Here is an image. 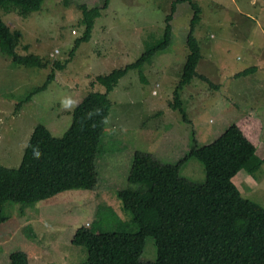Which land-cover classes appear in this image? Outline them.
I'll list each match as a JSON object with an SVG mask.
<instances>
[{"label": "rangeland", "instance_id": "rangeland-1", "mask_svg": "<svg viewBox=\"0 0 264 264\" xmlns=\"http://www.w3.org/2000/svg\"><path fill=\"white\" fill-rule=\"evenodd\" d=\"M173 1L109 0L105 7L106 0H45L40 11L28 15L14 5H5L0 18L11 30L22 32L16 51L22 56L39 55L48 67L17 66L11 56L0 51V165L20 166L39 124L47 126L53 136L62 137L72 123L76 105L90 92L106 91L96 81L98 75L136 62L164 38ZM195 1L202 9L195 32L202 52L197 72L210 82L195 77L181 92L186 119L174 102L189 54L187 37L193 10L188 3H181L173 16L169 45L157 51L151 61L130 70L109 94L112 107L98 157V187L93 192L61 193L37 204L6 203L8 220L0 224V264H11L10 255L16 251L27 252L30 264H88L87 248L72 243L80 226L97 232L138 230L117 196V191L129 186L136 151L150 153L163 163H178L190 152L193 131L204 145L243 116L252 112L261 115L264 0ZM83 4L100 8L101 16L95 19L92 39L71 57L75 41L86 27ZM56 62L65 68L60 70ZM248 69L252 70L240 75ZM53 71L55 78L49 88L17 108ZM65 101H70V106L64 107ZM206 134L209 136L203 137ZM257 139V155L263 159L264 127ZM181 175L203 183L206 170L193 157L183 164ZM233 182L245 198L264 208V162L257 173L244 169ZM143 258H157L152 237L146 239Z\"/></svg>", "mask_w": 264, "mask_h": 264}, {"label": "trees", "instance_id": "trees-1", "mask_svg": "<svg viewBox=\"0 0 264 264\" xmlns=\"http://www.w3.org/2000/svg\"><path fill=\"white\" fill-rule=\"evenodd\" d=\"M44 3L45 0H0V10L5 5H14L23 15H28L40 11ZM181 3H188L193 10L187 37L189 54L174 102L186 119L181 92L195 77L210 80L197 72L202 52L195 32L202 20L201 6L195 0H175L165 20L164 38L136 62L107 75H98L96 81L106 91L90 92L76 105L72 123L62 137L53 136L47 126L39 124L24 150L20 166L0 165V224L8 220L4 211L8 202L37 204L61 193L93 192L98 187L97 161L112 107L109 94L130 70L151 61L157 51L169 45L174 33L173 16ZM108 4L106 0L105 7ZM80 7L86 27L83 36L75 41L71 57L82 43L92 39L95 19L102 11L84 4ZM21 38L20 30H11L0 18V51L11 56L17 66L48 67V62L39 55L22 56L16 51ZM55 65L60 70L65 68L60 62ZM54 78L55 71L41 86L31 89L17 108L21 109L36 94L47 90ZM263 127L260 116L252 112L219 132L208 144L200 145L199 134L193 131L190 152L178 163H163L150 153L136 151L128 176L129 186L117 191V196L138 230L97 232L82 225L72 243L87 248L88 264H264V208L245 198L233 182L244 169L250 174L261 169L264 160L257 155V136ZM34 150L39 151V158L34 156ZM193 157L205 167L203 183H194L181 175V167ZM148 237L155 241V261L143 260ZM10 260L11 264H30L28 253L23 251L12 253Z\"/></svg>", "mask_w": 264, "mask_h": 264}, {"label": "clouds", "instance_id": "clouds-1", "mask_svg": "<svg viewBox=\"0 0 264 264\" xmlns=\"http://www.w3.org/2000/svg\"><path fill=\"white\" fill-rule=\"evenodd\" d=\"M200 80H202V79H200ZM203 81V80H202ZM204 82V81H203ZM215 85V84H214ZM215 86H218V85H215ZM63 106L64 107H68V106H70V101H65V102H63ZM258 114V113H257ZM259 115V114H258ZM260 116V115H259ZM261 118V117H260ZM262 119V118H261ZM263 121V120H262ZM263 123H264V121H263ZM233 124V123H232ZM231 125V124H230ZM229 126V125H228ZM227 126V127H228ZM226 127V128H227ZM226 128L223 130V131H225L226 130ZM34 156L36 157V158H39V156H40V153H39V151H36V150H34ZM263 160H264V158H263ZM97 164H98V161H97ZM132 166V165H131ZM98 172H99V168H98ZM100 178H101V176H100V172H99V180H100ZM73 192V191H72Z\"/></svg>", "mask_w": 264, "mask_h": 264}, {"label": "crops", "instance_id": "crops-1", "mask_svg": "<svg viewBox=\"0 0 264 264\" xmlns=\"http://www.w3.org/2000/svg\"><path fill=\"white\" fill-rule=\"evenodd\" d=\"M202 75H204V74H202ZM206 76V75H205ZM260 117L262 118V120L264 121V109H263V111H262V113H261V115H260ZM206 136H209L208 134H206ZM75 234V233H74Z\"/></svg>", "mask_w": 264, "mask_h": 264}]
</instances>
